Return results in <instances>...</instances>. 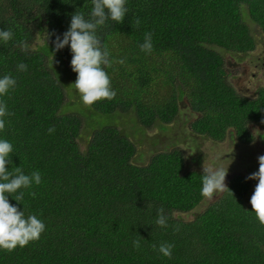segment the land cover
Returning <instances> with one entry per match:
<instances>
[{"label": "trees", "instance_id": "obj_1", "mask_svg": "<svg viewBox=\"0 0 264 264\" xmlns=\"http://www.w3.org/2000/svg\"><path fill=\"white\" fill-rule=\"evenodd\" d=\"M92 7L91 0H0V30L13 33L0 40V78L16 80L0 97L14 113L4 118L0 139L13 145L10 171L41 174L39 185L22 190L23 200L8 199L45 224L38 241L0 250V264H264V226L246 206L249 183L242 176L226 184L233 197L221 192L185 220L179 215L205 199L207 173L188 165L177 148L136 163V142L120 127L163 128L185 106L194 116L190 132L215 143L233 135L251 141L252 125L264 131V90L252 97L237 93L223 53L255 48L242 9L264 35V0H127L124 21L109 20L97 30L110 53L105 71L116 96L89 107L72 85L70 48L55 52L53 64L51 52L71 16L89 19ZM148 32L150 54L140 50ZM47 33L55 35L47 40ZM21 41L30 45L27 51ZM21 63L27 71L18 70ZM90 114L111 124L94 128ZM120 117L126 121L118 123ZM160 207L166 228L156 224ZM138 236L139 249L133 246ZM161 243L174 245L171 258L156 250Z\"/></svg>", "mask_w": 264, "mask_h": 264}, {"label": "clouds", "instance_id": "obj_2", "mask_svg": "<svg viewBox=\"0 0 264 264\" xmlns=\"http://www.w3.org/2000/svg\"><path fill=\"white\" fill-rule=\"evenodd\" d=\"M91 3L93 7L90 18L85 19L83 13L75 12L71 16L70 26L62 38L56 36L51 52L53 64L55 52L60 51L65 46L70 48L72 53L71 69L77 74L76 81L72 85H74L83 104L89 107L98 101H110L116 96V92L111 87L110 77L105 71V68L110 67L112 63L109 59L110 53L102 44L100 36L97 35V30L106 25L109 20L121 24L128 12L127 0H91ZM135 23L139 26V18L135 20ZM50 35L55 34L47 33V40ZM12 36L11 30H0V40L8 42ZM19 47L27 51L30 45L26 41H21ZM140 50L148 54L152 52L153 44L150 32L145 33ZM118 62L123 64L124 60L121 59ZM17 67L20 71H27L26 64L21 63ZM15 87L16 80L10 75L0 78V97L6 96ZM10 115H14V113H9L6 103L0 100V132L5 130L4 118ZM48 132L49 134L54 133L55 128L49 127ZM12 152L13 145L6 139H0V250L9 253L17 247L24 248L30 242L38 241L45 231L44 222L36 215L25 217L23 210L21 211L9 203V197L12 198L14 195L15 201H21L24 198L23 189H30L33 184L39 185L41 183L39 171L26 175L20 167H13V171L9 170V165L12 163L10 159ZM257 159L258 171L246 179L258 181L250 198V204L252 212L255 213L259 223L264 226V155ZM227 174L228 167L226 169L218 167L203 175L201 195L207 199H212L215 193L227 191L233 197V193L226 185ZM30 194L33 197L36 195L35 192ZM156 214V224L160 227H168V218L164 215V209L162 207L157 208ZM174 230L178 231L179 227L177 226ZM141 240L142 238L138 236V239L133 241V246L139 249ZM173 247L172 244L161 243L156 249V246L153 245L154 249L167 258H171Z\"/></svg>", "mask_w": 264, "mask_h": 264}, {"label": "rangeland", "instance_id": "obj_3", "mask_svg": "<svg viewBox=\"0 0 264 264\" xmlns=\"http://www.w3.org/2000/svg\"><path fill=\"white\" fill-rule=\"evenodd\" d=\"M242 17L254 33V37L257 39L258 43L256 49L246 55L238 54L239 56L227 54L226 52L223 53L225 65L229 72V82L240 95L252 97L256 95L255 89L259 85V82H256L255 80V78L258 80L257 74L262 72L264 74V69H257V65L264 64V41L263 37L259 35L260 30L257 25L254 22H249L250 20L247 17V12L244 8L242 9ZM38 45L40 44L36 41L33 44V47H38ZM261 85L264 86V84ZM76 108L80 110L78 106H76ZM90 117L92 119V127L94 128L103 124H99L100 121H103L106 124H111L108 117L107 119L103 118L102 120H96L93 115ZM122 118L126 121V118L120 117L117 119V122L121 123ZM193 120L194 116L192 113L188 108L183 106L174 123L163 125L165 126L163 128L156 127L144 132L142 130L139 133L136 132L138 129L137 122L134 124L127 122V126L124 125L120 127L130 135L132 141L136 142L138 150L135 158L136 163L146 164L157 151H166L173 148L182 149L185 153L188 165L197 168V170L207 173L218 167H223L225 169L228 167L226 184L234 176H242L246 182L248 181L250 187L249 190L252 195L258 181L248 180L246 178L252 173L258 171L259 164L257 158L264 155V131L255 127V130L251 132L253 138L250 143L246 144L239 143L236 140V142L225 140L215 143L204 139L203 137L194 136L190 132V123ZM83 121L86 125L89 123L87 119H84ZM220 194L221 192L215 193L212 199L205 198L196 210L179 216L185 220L193 218L195 211L196 213L202 212L203 209L215 201ZM245 197L246 195L244 196V199Z\"/></svg>", "mask_w": 264, "mask_h": 264}, {"label": "flooded vegetation", "instance_id": "obj_4", "mask_svg": "<svg viewBox=\"0 0 264 264\" xmlns=\"http://www.w3.org/2000/svg\"><path fill=\"white\" fill-rule=\"evenodd\" d=\"M255 31V30H254ZM262 32H260L259 31V35L260 36H262L263 37V41H264V35L263 34H261ZM252 34H254L253 32H252ZM255 38V37H254ZM257 39L255 38V48L253 49V50H255L256 49V45H257ZM263 46H264V43H263ZM253 50H251V51H249V52H252ZM249 52H247L246 54H248ZM246 54H244V55H246ZM257 69L258 70H263L264 69V64L263 65H257ZM254 76V75H253ZM263 76H264V74H263V72L262 73H258L257 74V77H258V80L255 78V76H254V78H255V80H256V82H259V85L257 86V88L255 89V92L256 93H258V91L259 90H264V86H262L261 84H264V81H263ZM257 95V94H256ZM255 127L257 128V126H254V125H252V126H249L248 128H249V131L250 132H252V131H254L255 130ZM263 136H264V134H263ZM225 140H229V141H237V142H239V143H242V144H246V143H250V141H248V142H245L244 140H240V138H238L237 136H235V135H233V136H230V137H228V138H226ZM225 140H223V141H225ZM235 141V142H236ZM220 142H222V141H220ZM234 144V143H233ZM248 182V181H247ZM250 188V187H249ZM251 191L250 190H248V192H247V194H246V197H245V201H246V206L247 207H250L249 205H250V198H251Z\"/></svg>", "mask_w": 264, "mask_h": 264}]
</instances>
